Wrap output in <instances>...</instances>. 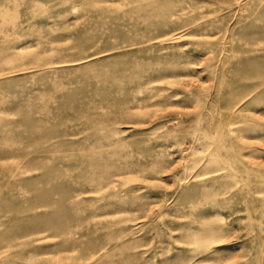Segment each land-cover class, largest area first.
<instances>
[{"label": "rangeland", "instance_id": "obj_1", "mask_svg": "<svg viewBox=\"0 0 264 264\" xmlns=\"http://www.w3.org/2000/svg\"><path fill=\"white\" fill-rule=\"evenodd\" d=\"M0 264H264V0H0Z\"/></svg>", "mask_w": 264, "mask_h": 264}]
</instances>
